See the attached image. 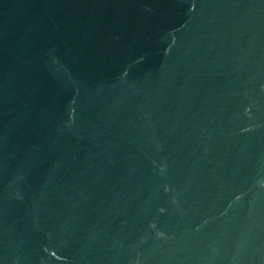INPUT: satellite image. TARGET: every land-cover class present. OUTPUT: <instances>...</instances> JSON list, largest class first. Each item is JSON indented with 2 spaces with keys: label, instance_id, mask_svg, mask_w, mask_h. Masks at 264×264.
<instances>
[{
  "label": "water",
  "instance_id": "95a60500",
  "mask_svg": "<svg viewBox=\"0 0 264 264\" xmlns=\"http://www.w3.org/2000/svg\"><path fill=\"white\" fill-rule=\"evenodd\" d=\"M0 264H264V0H0Z\"/></svg>",
  "mask_w": 264,
  "mask_h": 264
}]
</instances>
